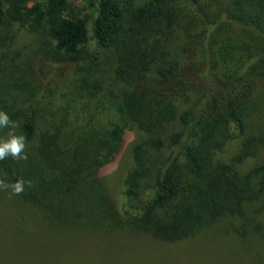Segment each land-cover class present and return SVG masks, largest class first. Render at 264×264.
<instances>
[{
  "label": "trees",
  "instance_id": "16d2710c",
  "mask_svg": "<svg viewBox=\"0 0 264 264\" xmlns=\"http://www.w3.org/2000/svg\"><path fill=\"white\" fill-rule=\"evenodd\" d=\"M29 2L0 0V26L28 25L65 75L16 109L28 159L0 179L32 186L0 191V264L75 243L139 264L143 239L190 264H217L219 239L264 264V0ZM135 133L116 200L103 169Z\"/></svg>",
  "mask_w": 264,
  "mask_h": 264
},
{
  "label": "rangeland",
  "instance_id": "374dc122",
  "mask_svg": "<svg viewBox=\"0 0 264 264\" xmlns=\"http://www.w3.org/2000/svg\"><path fill=\"white\" fill-rule=\"evenodd\" d=\"M34 1L30 0L29 4ZM69 1L82 9L83 13H89V10L86 9L85 0ZM42 45L41 37L37 32L31 31L28 25L22 26L21 23L13 22L0 26V110L7 112L10 118L18 124L22 120L15 113L19 106L26 109L35 98L50 94L56 89L57 83L64 82L63 75L65 74L61 72V66L64 64L52 62L47 53L43 51ZM4 130L9 129H0V132H4ZM134 140H136V133L128 134L122 153L114 163L103 169V176L116 200L123 199L120 193V181L125 168L130 163V148ZM225 233L226 231H221V234ZM221 234H218L217 237H221ZM229 234L232 236L231 232ZM226 235L228 236V234ZM143 240L145 245H150L149 251L151 253L142 247L139 264H190L185 259L180 258L173 248L158 243H150L147 239ZM53 243L56 244L55 242L47 244L54 245ZM134 243H137L140 248V240ZM215 243L219 245L214 253L215 257L218 256L215 259L217 264H254L242 254L234 260L231 256L234 250L232 244L219 239H216ZM258 243L256 240L245 239L242 242V249L245 250V253L249 252V256L253 257L254 249ZM262 246L264 248V243ZM86 249L88 248H84L80 243H75L65 247L62 245L60 247L50 246L46 253H41L52 256L55 259L52 264H133L129 258H126L125 261L122 258L118 260L117 257L101 259L102 253L100 254L96 248L95 250L92 249L91 252L90 249ZM121 250L122 247L120 246L115 251L121 255L123 253ZM204 258L206 262L213 264L214 257L211 258L206 253ZM256 264H260V262L257 260Z\"/></svg>",
  "mask_w": 264,
  "mask_h": 264
},
{
  "label": "clouds",
  "instance_id": "9594fccd",
  "mask_svg": "<svg viewBox=\"0 0 264 264\" xmlns=\"http://www.w3.org/2000/svg\"><path fill=\"white\" fill-rule=\"evenodd\" d=\"M7 128V137L0 139V161L11 156L15 160H27L28 156L25 152L27 139L22 134H17L16 129L19 124L12 120L7 112L0 110V129ZM32 186L31 181H25L23 178L13 183H7L0 179V191L9 192L11 195H20L25 191V184Z\"/></svg>",
  "mask_w": 264,
  "mask_h": 264
}]
</instances>
